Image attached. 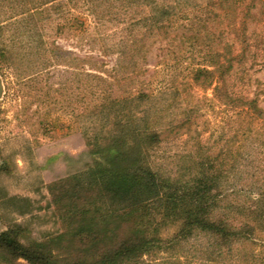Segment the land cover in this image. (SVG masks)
<instances>
[{
  "label": "rangeland",
  "instance_id": "obj_1",
  "mask_svg": "<svg viewBox=\"0 0 264 264\" xmlns=\"http://www.w3.org/2000/svg\"><path fill=\"white\" fill-rule=\"evenodd\" d=\"M0 77V232L24 222L20 241L66 260L86 224L122 235L100 151L133 155L139 128L158 134L143 165L164 189L137 221L155 248L133 264H264V222L229 244L181 233L189 207L238 225L260 198L264 0H0Z\"/></svg>",
  "mask_w": 264,
  "mask_h": 264
},
{
  "label": "trees",
  "instance_id": "obj_2",
  "mask_svg": "<svg viewBox=\"0 0 264 264\" xmlns=\"http://www.w3.org/2000/svg\"><path fill=\"white\" fill-rule=\"evenodd\" d=\"M252 103L249 104L251 111H248L251 122L257 116L260 117L258 109ZM261 119L264 121V117ZM261 125L260 136H263V139L261 141L260 137L259 146L264 144V123ZM132 138L133 144L137 145L133 155L125 152L123 144L109 146L100 151L108 165L102 169L107 182L105 188L107 198L112 204L126 206L120 213L122 227L127 230L126 232L119 235L120 224L111 223L106 219L105 225L100 229L86 224L85 228L80 231L82 234H79L81 237L84 236L80 239L82 255H76L73 259L66 260L54 256L49 247L47 248L46 241L35 239L20 241L22 237L29 236L28 227L24 222L8 221L7 228L0 232V264H21L16 261L19 258L24 259L26 264H133L140 256L151 252L155 248L153 239L145 236V231L140 229L143 225L139 227L141 222L138 224L137 221L145 220V216L151 214L147 201L148 194L164 189L156 174L148 166L143 165L145 148L158 142V134L138 128L134 130ZM94 163L95 165L89 168L92 175L99 171L96 168L98 167L96 164L99 165V162L95 160ZM205 179L200 181L202 196L211 188L209 179ZM247 181L244 179L241 187H237L235 192L243 191ZM250 188L249 191H246L249 195L252 190ZM256 190L259 191L260 198L253 201L255 206H246L247 210L241 207L238 214L244 218L238 225H232L226 218H214L211 215V210L204 207L206 201H203L201 207H189L183 211L182 215L186 226H182L181 233L197 230L215 236L227 244L251 239L249 233L254 230L256 224L264 222V207L260 206V203L264 201V185ZM138 193H140V197H138ZM13 198L15 197H9L10 200ZM157 249L159 248L156 247L154 253L158 252Z\"/></svg>",
  "mask_w": 264,
  "mask_h": 264
},
{
  "label": "water",
  "instance_id": "obj_3",
  "mask_svg": "<svg viewBox=\"0 0 264 264\" xmlns=\"http://www.w3.org/2000/svg\"><path fill=\"white\" fill-rule=\"evenodd\" d=\"M3 93H4V85H3V81L0 77V98L2 97Z\"/></svg>",
  "mask_w": 264,
  "mask_h": 264
}]
</instances>
